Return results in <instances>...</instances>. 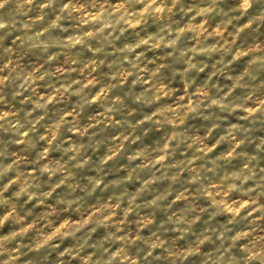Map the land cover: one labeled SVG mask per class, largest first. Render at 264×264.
<instances>
[{
    "label": "clouds",
    "instance_id": "1",
    "mask_svg": "<svg viewBox=\"0 0 264 264\" xmlns=\"http://www.w3.org/2000/svg\"><path fill=\"white\" fill-rule=\"evenodd\" d=\"M0 264H264V0H0Z\"/></svg>",
    "mask_w": 264,
    "mask_h": 264
}]
</instances>
